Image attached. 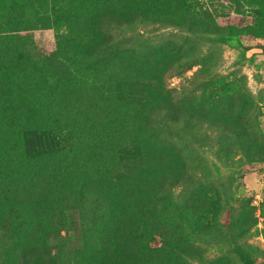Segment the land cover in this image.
I'll use <instances>...</instances> for the list:
<instances>
[{
  "label": "trees",
  "instance_id": "1",
  "mask_svg": "<svg viewBox=\"0 0 264 264\" xmlns=\"http://www.w3.org/2000/svg\"><path fill=\"white\" fill-rule=\"evenodd\" d=\"M82 3L0 0V185L4 182L0 194L6 196H0V210L8 207L0 225V253L6 245L21 248L15 262L8 257V264H88L98 260L96 254L101 259L106 254L103 264H155L151 244L158 242V253L176 264H219L220 259L229 264H254L261 254L248 243L257 224L254 207L250 200L235 195L233 186L234 176L242 174L245 161L264 162L260 124L264 94L254 96L246 76H240L239 71L233 77L239 88L231 94L219 92L224 79L217 71L222 59L217 41L223 36L219 26L222 14L216 5L219 0H186L190 15L183 16L179 9L147 7L144 0L136 6L108 7L94 16L95 42H81L66 50L60 38L55 51L43 54L30 43L29 54L22 55L20 42L26 33L30 42L28 32L59 27L62 21L83 12L94 14L82 8ZM27 14L29 19H25ZM163 28L172 31L158 33ZM164 51L174 56L166 65ZM124 61L149 68L156 64V70L160 65L158 83L164 95L150 105L145 122L152 136L173 145L181 158V172L175 178H163L156 202L147 200L137 211L123 212L109 221L103 204L106 193L95 196L90 176L79 173L73 177L69 192L60 184L48 187L57 204L56 227H50L41 213L30 214L37 205L45 207L34 202L35 196L22 182L31 178L30 185H34L36 175L46 176L61 160L69 159L63 141L72 154L77 141L64 130L60 135L55 133L59 124L68 122L63 117L45 126L41 109L47 102L44 97L34 98L32 87L37 84V89L44 91L42 87L50 84L84 86L85 73L99 76ZM27 65L34 69L41 65L48 74L37 83L35 70ZM194 67L198 69L187 77ZM175 77L183 79V85L169 88L167 80ZM128 147L120 150L108 168L105 164L98 167L101 179L110 174L114 186L123 188L135 182L132 175L136 180L142 178V167L137 170L133 163L138 153ZM143 160L141 155V164ZM224 168L239 171L226 175ZM43 181L40 177L39 183ZM22 189L28 196L26 202L36 205L23 203L22 193L19 195ZM74 212L82 213V226L88 225L84 234L88 251L100 247L90 250L92 255L80 263L73 262L69 248L73 230L70 214ZM89 212L94 217L87 223ZM261 216L264 218V201ZM100 224L105 225L101 230ZM29 225L33 226L32 248L25 242ZM239 238L245 239V249L238 246ZM138 251L144 254L138 256Z\"/></svg>",
  "mask_w": 264,
  "mask_h": 264
},
{
  "label": "rangeland",
  "instance_id": "2",
  "mask_svg": "<svg viewBox=\"0 0 264 264\" xmlns=\"http://www.w3.org/2000/svg\"><path fill=\"white\" fill-rule=\"evenodd\" d=\"M138 1L140 0H83L82 8L86 11H92L94 14L87 15L83 12L77 14L76 17L62 21L59 27L28 32V35L32 36L30 42L26 33L24 41L20 42V52L22 55L29 54V44L33 43L41 54L52 53L58 47L60 38L62 39L61 47H65L66 50L74 48L76 44L81 42L86 44L95 42L98 38L94 18L97 12L108 7L136 6ZM144 1L149 5L147 7L153 9H158V5H162L163 8L179 9L182 16L190 15V12L185 8L186 0H164L159 4L158 0ZM216 5H218L219 14H222L221 19H219V26L223 33V36L219 37L217 41L222 47V59L217 71L224 77L223 84L219 85V92L231 94L239 88L237 82L233 80L234 73L239 71L240 76H246L247 86L254 96L264 94V0H219ZM25 19H29V14L25 16ZM169 31L172 30L163 28L158 33ZM162 53L164 58L168 59L164 65L169 62V59H174V56L168 52ZM26 67L35 70L37 83L40 79H45L48 74L45 67L41 65L37 69L31 65ZM159 69V64L158 70H156V64L153 68H149L139 63L124 61L116 64L114 70L99 76L94 73H85L86 85L84 86L76 84L68 85L66 88L50 84L43 86L44 91H42L37 89V84H34L32 96L37 99L44 97L47 102L46 106L41 109L45 126L48 123L54 125L58 123L59 118L63 117L68 122L59 124L57 128L60 130L55 133L60 135V131L64 130L69 136L75 137L77 143L74 145L75 154H72L67 142L63 141L67 147L66 154H69V159L61 160L60 165L49 170L46 176L36 175L35 179L37 180L33 182L34 185H30L31 178L24 183L22 182L23 186H27L35 196L34 202L45 207L44 210L37 205L32 208L30 214L41 213V218L46 225L56 227L53 218L57 212V204L48 187L60 184L66 192H69L70 186L73 184V177L79 173L83 176H90L88 180L95 196H102L106 193L103 204L109 215L108 221L123 212L137 211L147 200L156 202L159 184L163 178L177 177L182 168L181 158L174 150L173 145L152 136L145 122L150 105L164 95V91L158 83ZM197 69L194 67L186 76L191 77ZM183 83L184 80L177 77L167 80L169 88H180ZM54 118L55 121H52ZM260 124L264 131V108ZM66 132H62L61 135H65ZM124 146H129L128 148L138 153V159H135L133 163L137 170L142 167L144 175L138 180H136L135 174L132 175L131 178L135 179V182L120 188V185L114 186L115 183L111 181L110 174L101 179L99 173L101 168L98 167L105 164L108 168L110 163L119 157V152ZM141 155L144 158L142 164ZM59 166L62 169H58ZM223 171L226 175H231L232 172H238L239 169L228 170L224 168ZM241 171L242 174L234 176L236 180L233 186L234 193L250 200L252 207H254L253 215L257 219V224L251 230L248 243L261 251L259 255V252L254 250L255 255H259V258L254 259V264H264V218L261 216V204L264 201V162L248 163L245 161ZM43 172L40 171V174H44ZM64 172L68 174H64ZM40 177L44 180L41 183H39ZM3 184L4 182L1 185ZM46 185L48 186L43 187ZM113 187L116 188L112 189ZM21 193L24 204H32V207L33 204L36 205L34 202H26L28 196L24 194V189L19 195ZM0 196L3 199L6 197L2 194ZM7 212L8 207L1 208L0 225ZM87 214H89L86 218L88 223L94 214L92 212ZM70 215L73 221V230L70 234L72 240L69 244L70 255L73 262L80 263L84 258L92 255L91 252L89 254L90 250L100 247H92L88 251L84 243V234L88 225H81L84 221L81 212H74ZM165 221L163 220L162 223ZM104 226V224H100L98 229L101 230ZM27 229L25 233L26 246L32 248L33 226L29 225L28 231ZM241 239L238 246L245 249V239ZM11 247L6 245L1 250L0 264L3 262L4 264L10 263L9 256H12L14 262L16 261L21 248L13 247L15 248L13 250ZM34 247H38V251L42 250L37 245ZM151 247L154 252L153 263L176 264L158 253V242H153ZM137 254L142 256L144 251H138ZM96 256L98 260L90 261L88 264H103L106 254L102 259L99 255L96 254ZM218 263L229 264L225 259H220ZM119 264L138 263L136 261L132 263L124 261Z\"/></svg>",
  "mask_w": 264,
  "mask_h": 264
}]
</instances>
